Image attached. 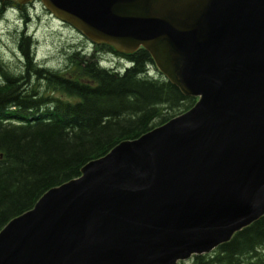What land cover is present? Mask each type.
<instances>
[{
    "label": "water",
    "instance_id": "obj_1",
    "mask_svg": "<svg viewBox=\"0 0 264 264\" xmlns=\"http://www.w3.org/2000/svg\"><path fill=\"white\" fill-rule=\"evenodd\" d=\"M39 2L196 102L9 221L0 264H179L264 216V0Z\"/></svg>",
    "mask_w": 264,
    "mask_h": 264
},
{
    "label": "trees",
    "instance_id": "obj_2",
    "mask_svg": "<svg viewBox=\"0 0 264 264\" xmlns=\"http://www.w3.org/2000/svg\"><path fill=\"white\" fill-rule=\"evenodd\" d=\"M7 6L0 0V18ZM26 14L17 40L20 72L13 73L0 57V230L48 190L78 178L88 162L196 102L159 72L150 77L154 62L143 48L124 54L91 43L92 53L69 54L64 71L37 64ZM108 55L132 66L122 72L114 62L100 66ZM190 262L264 264V216Z\"/></svg>",
    "mask_w": 264,
    "mask_h": 264
},
{
    "label": "rangeland",
    "instance_id": "obj_3",
    "mask_svg": "<svg viewBox=\"0 0 264 264\" xmlns=\"http://www.w3.org/2000/svg\"><path fill=\"white\" fill-rule=\"evenodd\" d=\"M8 6L0 18V57L6 63L7 68L13 73H19L22 60L17 47L19 34L24 27L22 14L28 18V34L34 42L35 62L56 71H64L68 62V56L74 50L92 53L93 46L90 41L66 23L56 20L41 5L39 0L27 5H20L17 0H6ZM115 57V56H114ZM107 56L104 66L110 67V62L117 64V59ZM112 67V66H111ZM158 69L151 67L150 74L157 75ZM2 80L0 76V81ZM188 261L179 264H190Z\"/></svg>",
    "mask_w": 264,
    "mask_h": 264
},
{
    "label": "bare ground",
    "instance_id": "obj_4",
    "mask_svg": "<svg viewBox=\"0 0 264 264\" xmlns=\"http://www.w3.org/2000/svg\"><path fill=\"white\" fill-rule=\"evenodd\" d=\"M2 1V0H1ZM6 1V0H5ZM63 23V22H62ZM89 43H92L91 41L89 42ZM120 53H122V52H120ZM109 56V55H108ZM34 59H35V57H34ZM116 63L118 64V67L120 68V71L119 72H122L123 71V69H125V68H128V67H130V66H132V63H130L129 61H127L126 59H124V58H117V61H116ZM106 65V64H105ZM160 73V72H159ZM150 74V73H149ZM161 74V73H160ZM163 76V75H162ZM150 77H152V75L150 74ZM164 77V76H163ZM165 78V77H164ZM166 79V78H165ZM158 127V126H157ZM44 195V194H43ZM42 197V196H41ZM40 197V198H41ZM31 210V209H30ZM18 217V216H17ZM14 219V218H13ZM11 221V220H10ZM3 229V228H2ZM1 229V230H2ZM0 230V231H1Z\"/></svg>",
    "mask_w": 264,
    "mask_h": 264
}]
</instances>
